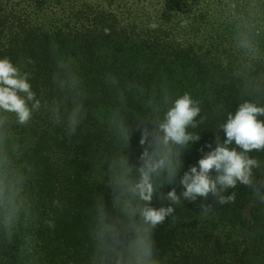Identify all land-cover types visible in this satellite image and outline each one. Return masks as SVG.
I'll use <instances>...</instances> for the list:
<instances>
[{"label": "trees", "instance_id": "trees-1", "mask_svg": "<svg viewBox=\"0 0 264 264\" xmlns=\"http://www.w3.org/2000/svg\"><path fill=\"white\" fill-rule=\"evenodd\" d=\"M3 57L30 74L41 108L28 125L0 113V264H144L147 229L132 212L142 202L129 191L141 129L162 115L165 93L201 101L208 119L182 176L215 148L229 112L264 106V0H0ZM78 104L86 116L70 138ZM172 188L183 191L179 177L160 193ZM232 191L235 203L207 216L211 194L174 205L153 233L158 264H264V205L249 188ZM160 193L157 209L170 204Z\"/></svg>", "mask_w": 264, "mask_h": 264}, {"label": "clouds", "instance_id": "clouds-1", "mask_svg": "<svg viewBox=\"0 0 264 264\" xmlns=\"http://www.w3.org/2000/svg\"><path fill=\"white\" fill-rule=\"evenodd\" d=\"M157 26L156 23L149 25L152 29ZM105 32L108 30L105 29ZM109 83L116 85L118 81L109 77ZM160 107L162 115L152 121L153 127L144 126L141 129L139 143L144 150L140 155L143 162L139 168L140 178L129 188L132 195L142 202L132 212L139 214L147 229L144 264H158L154 254V230L167 217L173 216L174 205L181 204L182 199L196 202L198 198H203L206 201L211 194L213 203L200 205L202 215L207 216L214 211V204L235 203L237 193H226L242 185L251 189L257 203L264 205V160L252 155L254 151L264 152V120L260 119L264 117V106L246 101L238 106L234 114L229 112L226 121L219 124L215 148L207 145L211 150L199 159L198 166H191L182 176L183 153L201 139L194 130L208 117L202 115L201 101L188 92L178 97L171 93L163 94L157 105L158 109ZM40 108L41 101L32 89L30 74L21 71L10 58H0V113L14 114L18 124L28 125ZM85 116L83 104L72 109L66 126V134L70 138L77 133ZM53 121L58 123V117ZM5 122L6 117H0V125ZM114 130L126 144L130 142V130L123 120L116 122ZM220 132L224 133L223 140ZM178 177L183 187L179 195L175 188L166 194L160 193L164 186L175 183ZM157 193H160L158 198L161 201L170 202L169 206L158 209L152 206ZM48 226L54 227V222L48 221Z\"/></svg>", "mask_w": 264, "mask_h": 264}]
</instances>
